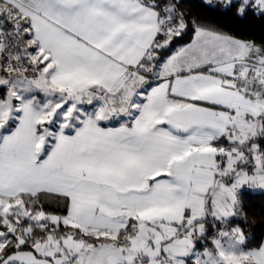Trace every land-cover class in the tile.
I'll return each instance as SVG.
<instances>
[{
    "label": "crops",
    "instance_id": "obj_1",
    "mask_svg": "<svg viewBox=\"0 0 264 264\" xmlns=\"http://www.w3.org/2000/svg\"><path fill=\"white\" fill-rule=\"evenodd\" d=\"M5 1L29 21L46 55L39 82L44 80L49 90L76 93L99 86L115 91L132 72L151 66L160 12L141 0ZM201 37L204 46L185 58ZM219 41L225 46L209 51L211 45L219 48ZM245 51L243 41L199 29L189 44L156 66L152 78L158 82L135 96L139 99L134 98L128 114L118 116L117 125L105 120L109 107L97 97L104 104L103 117L84 119L72 133L58 132L46 153L38 130L40 105L20 99L18 122L0 141V203L43 192L66 196V215L45 213L46 221L39 222L95 234L96 244L81 248L78 264H174L183 246L170 239L184 237L190 229L196 232L191 242L196 247H189L186 256L210 250L199 243L205 224L197 222L233 215L232 184L264 190L261 166L244 154L230 159L211 146L228 137L246 141L262 132L257 102L235 88L245 66L219 65V56L214 57ZM4 107L0 100V124ZM4 220L12 231V216ZM131 222L139 225L133 244L126 250L111 247ZM183 224L185 231L175 234ZM159 232L166 242L160 255L148 245ZM6 243L0 230V249ZM246 259L264 264V236L260 247L246 248ZM63 260L55 249L21 250L1 264Z\"/></svg>",
    "mask_w": 264,
    "mask_h": 264
},
{
    "label": "trees",
    "instance_id": "obj_2",
    "mask_svg": "<svg viewBox=\"0 0 264 264\" xmlns=\"http://www.w3.org/2000/svg\"><path fill=\"white\" fill-rule=\"evenodd\" d=\"M147 5L153 6L154 8L160 10L163 5H171L174 7L175 11L182 18L185 23L184 29L180 32L179 35H176L171 38V40L166 44L161 50L158 51L160 59L157 65L162 61V59L173 53L174 51L186 46L189 44L195 37L199 29H204L212 31L215 33L228 35L237 40L243 41L245 43H252L253 50H251L252 55L261 56L264 55V13L257 14L254 9V3L251 2L248 5L244 6L241 0H231L229 5L223 9L227 0H210L214 1L216 5L208 3L204 0H141ZM22 17V15H21ZM23 20H26L22 17ZM162 37H159L161 39ZM29 39L32 40V35H29ZM154 57L151 59V63ZM40 68L44 67L46 62V55L42 52ZM0 72V78L10 79L14 76L12 69H6V64L4 65ZM147 70L141 69L142 73H147ZM154 75H148L152 77ZM26 77L33 78L36 74H31L27 72ZM99 86H93L97 88ZM236 89L241 91L243 94L247 95L254 101H259L264 106V86L258 87V94H252L248 91H245L237 78L236 80ZM55 94L57 89L50 90ZM12 89L10 84H0V100L5 103V113L0 124V141L2 137L9 132L18 122V117L20 114V99L11 95ZM57 95V94H55ZM139 98H135L134 102ZM69 101V100H67ZM96 100L92 105L85 106L82 104L75 103L83 108L92 109L95 106ZM72 102V101H70ZM74 103V102H72ZM90 117H95V115H90ZM88 117H82L79 121L76 122L75 126L64 130L68 133H72L76 127H78L84 119ZM261 117V115H259ZM120 117L112 121L110 120L108 124L117 125ZM47 126V125H46ZM49 127V126H48ZM39 133L44 135L43 138V152L46 153L54 141V136L46 135L43 131L41 123L38 126ZM59 131L55 132L57 134ZM219 140L211 144L212 148L216 149V146L222 143H225L229 140ZM252 147H257L264 157V119H263V129L258 135H255L248 140L244 141V155L248 156L249 162L254 165V162L251 158L250 149ZM240 202L236 206V212L234 216L229 217V226L231 228H236L241 231L246 239V247L248 248H258L262 243L264 236V190L261 191H252L248 188H242V191L239 194ZM20 199L26 203L32 211L34 212H44L46 214L60 215L64 216L68 212L69 199L66 196L43 192L39 193L36 196H21ZM12 220L15 223L16 229L23 227L31 226L35 232L37 229L34 226V222L27 219H19L17 222L15 216H12ZM204 222V227L202 229V241H199L200 245H203V248L210 249L214 253L216 252L215 240L212 238L213 231L219 227V221L213 220H202L198 221ZM8 224L5 222L3 215L0 213V230L4 232L7 243L6 246L2 249L0 254L3 259L5 256L21 251V250H34L30 245H21L17 239L13 238L8 232ZM70 229V228H64ZM77 232H80L77 229H74ZM0 260V262L3 261ZM192 258L190 264H192ZM244 264H256L249 259L244 261Z\"/></svg>",
    "mask_w": 264,
    "mask_h": 264
},
{
    "label": "built area",
    "instance_id": "obj_3",
    "mask_svg": "<svg viewBox=\"0 0 264 264\" xmlns=\"http://www.w3.org/2000/svg\"><path fill=\"white\" fill-rule=\"evenodd\" d=\"M208 3L216 5L214 1L204 0ZM226 2L223 9L229 5ZM254 9L257 14L264 13V6L261 2L254 4ZM160 29L157 39L149 57L155 55L157 50H161L165 45L167 37L177 34L184 29V22L179 17L174 7L171 5H163L160 10ZM23 17V16H22ZM21 15L17 13L5 0H0V72L6 64V69H14L22 67L31 74H35L38 69V63L41 61L43 50L33 38L32 30L28 20H23ZM32 35V40L29 39ZM162 44L164 46H162ZM252 43L249 44L252 47ZM242 66H245L246 72L238 75V80L241 87L249 93L258 94V87L264 86V55H245L243 53L237 60ZM150 65L148 64V68ZM158 79L149 77L145 74V83L138 89V93H142L146 88L157 83ZM257 102V112L264 119V106ZM118 115L108 109L105 120L115 121ZM219 154H222L230 159H238L244 153V143L236 139H229L227 142L216 146ZM250 154L253 162L264 169V157L257 147L250 149ZM242 191V186L234 185L232 187V205L233 215L236 212V206L240 202L239 194ZM229 217L220 220V225L213 233L212 238L218 242L221 238L228 235H238L241 231L229 226ZM37 232L31 227H23L10 231L9 234L17 239L21 245H30L36 250L55 249L57 253L63 256V264H78L80 250L83 246H94L96 244L95 234H82L73 229H64L59 226H51L43 223L36 224ZM186 229V225H178L175 227V234H182ZM139 231V225L136 222H131L126 228L122 237L110 242L113 248L128 249ZM201 237L199 241H202ZM192 253L188 256L178 257L174 264H190ZM3 257L0 255V260ZM1 264V262H0Z\"/></svg>",
    "mask_w": 264,
    "mask_h": 264
},
{
    "label": "rangeland",
    "instance_id": "obj_4",
    "mask_svg": "<svg viewBox=\"0 0 264 264\" xmlns=\"http://www.w3.org/2000/svg\"><path fill=\"white\" fill-rule=\"evenodd\" d=\"M227 1L230 2V0H227ZM241 1L243 2L244 6L248 5L251 2H253L254 4L261 2L264 6V0H241ZM183 24L185 27V23ZM179 34L180 32L167 37L164 45L168 44V42L171 40L172 37L179 35ZM205 40L206 39H204L203 37L198 39L192 45V47L186 52L185 58L188 57L189 54L192 55V53L197 51L200 47L204 46L203 42H205ZM220 42L222 41H219V48H216L218 44L211 45L209 47L206 46V47L209 49V51L214 50L218 52L221 50L222 46H225L221 44ZM249 44L250 43H247V44L245 43L246 51L243 52V56L248 55V54L252 55L250 52V50H252V47H250ZM164 45L162 44V46ZM158 51L159 50H157V53L154 55V57L158 55ZM214 51L211 53H214ZM240 55L241 54L229 55L228 52H225V53H220L217 55L215 54L214 57L219 56L220 58L219 65L229 64L231 66H235V64L239 63L237 60ZM169 59L170 57L169 55H167L163 58L161 62H168ZM41 62L42 61H40L38 65H40ZM148 63L149 61L146 62V65ZM44 70H45L44 67L40 68V66H38V69L35 72L36 76L33 78H30V77L25 76V74L27 73V70L23 69L22 67H16L12 69V72H14V76L10 79L0 78V84H4V83L10 84L11 89H12L11 95L21 100H23L24 98H30L31 100L36 101L40 105L41 126L46 135L53 136L55 135V132L59 130L64 131V130L70 129L74 127L76 122L79 121L82 117H88L93 114L100 118L101 116L103 117V113H105L104 111L105 108L102 102L103 100L102 98H101L102 100L99 99L100 101H97V103L95 104L94 107H92V109L83 108L75 104L76 102L72 103L70 101H67L64 97L55 95L54 93L50 92L48 87L42 85V81L44 80H41V83L39 82V79L41 78L40 74L44 72ZM246 71L247 70L245 68V70H243L241 74L245 73ZM4 106H5V103H4ZM260 123H261V120H260ZM230 139H236L244 143V139L242 137H235V138H230ZM241 157L242 156H240L239 158ZM234 185H239V182L232 184V187ZM0 213L3 215L4 218H6L8 215L15 216V220L17 222L19 221V219L21 220L27 219L30 221H34L35 222L34 226L40 223L39 219H44L46 221L45 216H44L45 213L32 211L31 208L21 200H16L13 203L11 202L9 203L6 201L1 202L0 203ZM27 228L30 229L31 226L29 227L27 226ZM10 229L14 231L16 229V226L10 227ZM200 234L201 233L198 230L197 236H199ZM161 237H163L161 232L154 234L152 236L153 240L151 241V243L148 244L150 248L152 249L155 248V250L158 251L159 253L158 255H160L163 250L164 251L166 250L165 248L161 247L163 243H166L165 240L161 239ZM194 239H196V232L193 229H190L189 232L184 237L179 236V235H174L170 239L171 243L175 245L180 242L183 246L182 250L176 253L174 256L177 257V255L179 254L182 256H186L188 254L187 250L191 246H192L191 249L194 250V248L196 247V244L191 243L192 240ZM245 242H246V239L241 232L239 235H236L233 238H228V236H226L225 238H221L219 240L218 246L215 244L217 248L216 250L219 249V255L216 256L213 251L207 250L204 253L193 255L192 262H194L195 264H244V261L246 260V248H247ZM184 244L186 245L185 247H184ZM1 251L2 249H0V254H3ZM152 255H155V252H153ZM175 257L173 260L176 261L177 258L175 259Z\"/></svg>",
    "mask_w": 264,
    "mask_h": 264
},
{
    "label": "water",
    "instance_id": "obj_5",
    "mask_svg": "<svg viewBox=\"0 0 264 264\" xmlns=\"http://www.w3.org/2000/svg\"><path fill=\"white\" fill-rule=\"evenodd\" d=\"M160 55L155 56L147 74L154 73ZM145 83V74L132 72L131 76L126 78L115 91H107L104 88L97 87L87 89L81 92L56 91L55 94L64 97L66 100L76 102L85 106L92 105L97 97H101L107 104L111 112L118 116H124L129 113L138 89Z\"/></svg>",
    "mask_w": 264,
    "mask_h": 264
}]
</instances>
